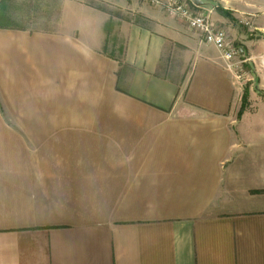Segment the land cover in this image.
<instances>
[{"label": "crops", "instance_id": "crops-1", "mask_svg": "<svg viewBox=\"0 0 264 264\" xmlns=\"http://www.w3.org/2000/svg\"><path fill=\"white\" fill-rule=\"evenodd\" d=\"M232 6L211 16L257 79L241 118L222 53L162 9L0 29V97L26 122L0 125V264H264V40L232 30L257 7L264 35V0Z\"/></svg>", "mask_w": 264, "mask_h": 264}, {"label": "rangeland", "instance_id": "rangeland-1", "mask_svg": "<svg viewBox=\"0 0 264 264\" xmlns=\"http://www.w3.org/2000/svg\"><path fill=\"white\" fill-rule=\"evenodd\" d=\"M2 0H0L1 2ZM7 4L8 15L15 21L18 27L25 29L29 32H55L60 29L62 24V9L64 6H68L71 9H81V7L95 9L97 11L106 13L112 22L119 26L123 23L131 25L147 26L143 18L136 12L130 11L134 7V4L141 5L139 0H3ZM207 5V9L214 11L216 6H221L226 10H231L232 5L241 4L243 0H202ZM251 4H255L256 0H249ZM253 13L251 16H242L241 20H237L233 24V32L242 35L244 32L250 40H264V35L258 31H254L257 25L262 22L261 10L257 7H251ZM231 12V11H230ZM235 14V12H231ZM214 24L220 28L224 26L210 18ZM250 32H247L249 31ZM109 54H113L112 47L114 43L118 44V38L116 36L109 35ZM229 42L233 46L234 50L238 52L235 56V60L231 63L227 62V66H231L232 71L237 75L235 82H237L238 88L245 90L249 88L250 84H257V79L253 76V69L249 66L247 56L244 58L241 56L240 49L243 47L240 45V41H234L231 37ZM112 50V53L110 52ZM114 56L118 55L115 53ZM5 99V100H4ZM4 102L3 105L1 102ZM13 98L11 94H4V98L0 97V125L16 124L24 122V118H16L15 114H18L12 108Z\"/></svg>", "mask_w": 264, "mask_h": 264}, {"label": "built area", "instance_id": "built-area-1", "mask_svg": "<svg viewBox=\"0 0 264 264\" xmlns=\"http://www.w3.org/2000/svg\"><path fill=\"white\" fill-rule=\"evenodd\" d=\"M143 5L163 10L169 16L185 22L205 45L218 49L224 59L231 63L238 54L229 42L228 33L210 19L213 11L195 7L190 0H139ZM232 70L231 66H229Z\"/></svg>", "mask_w": 264, "mask_h": 264}, {"label": "trees", "instance_id": "trees-1", "mask_svg": "<svg viewBox=\"0 0 264 264\" xmlns=\"http://www.w3.org/2000/svg\"><path fill=\"white\" fill-rule=\"evenodd\" d=\"M217 12H219L222 15H227L228 13L226 11H224L222 8L217 7ZM17 24L15 23V21H13L9 16H8V9H7V4L5 3V1H1L0 2V29H14L17 28ZM112 25L111 23H108V27H107V32L108 34L112 31ZM241 53V51H240ZM256 77V76H255ZM255 92L259 95L262 94V92L260 90H258L257 88L255 89ZM243 99V104L242 107L239 111V117L241 118L244 113L245 110L247 108L249 99H248V89L246 88L244 91V95L242 97Z\"/></svg>", "mask_w": 264, "mask_h": 264}, {"label": "water", "instance_id": "water-1", "mask_svg": "<svg viewBox=\"0 0 264 264\" xmlns=\"http://www.w3.org/2000/svg\"><path fill=\"white\" fill-rule=\"evenodd\" d=\"M190 2L198 8H201L204 5V2L202 0H190Z\"/></svg>", "mask_w": 264, "mask_h": 264}]
</instances>
